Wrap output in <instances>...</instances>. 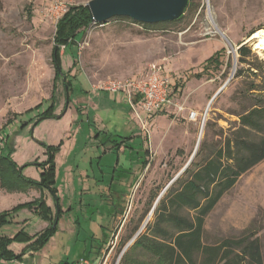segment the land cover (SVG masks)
Instances as JSON below:
<instances>
[{"label": "rangeland", "instance_id": "rangeland-1", "mask_svg": "<svg viewBox=\"0 0 264 264\" xmlns=\"http://www.w3.org/2000/svg\"><path fill=\"white\" fill-rule=\"evenodd\" d=\"M88 1L0 0V155L18 166L43 162L49 151L52 155L60 211L56 230L37 252L38 258L45 257L46 264H72L85 255L84 242L92 241L100 246L92 249L89 259L99 261L104 254L105 264H121L127 252L124 264H137L149 259L143 249L132 246L150 232L156 199L165 198L171 180L190 159L197 162L220 148L239 126L237 113L248 105L241 92L256 83L257 76L246 70L235 77L237 48L251 33L264 29V0H193L179 21L152 28L127 17L89 25L67 40L73 44L59 47L63 77L57 78L51 51L58 18L47 9L53 2L75 6ZM252 42L246 45L264 61ZM217 50L216 62L206 64ZM151 62L161 64L175 86L190 81L184 93L197 83L212 84L215 91L225 84L200 111L193 130L185 129L181 119L154 120L159 112L146 115L139 107L133 109L120 93L94 90L109 79L143 78ZM209 84L192 92L188 102L203 103ZM52 93L56 104L52 115L37 121L49 109ZM66 96V110L58 117ZM3 165L0 162V169ZM22 173L38 179L34 166ZM4 180L0 175V212L39 197L36 186L17 191ZM221 196L205 219L204 241L214 243L252 231L264 264V159ZM48 224L23 208L11 213L0 236L19 230L37 235ZM19 248L13 245L16 252Z\"/></svg>", "mask_w": 264, "mask_h": 264}, {"label": "trees", "instance_id": "trees-1", "mask_svg": "<svg viewBox=\"0 0 264 264\" xmlns=\"http://www.w3.org/2000/svg\"><path fill=\"white\" fill-rule=\"evenodd\" d=\"M192 3L193 0H188L183 14ZM183 14L178 19L165 23H175ZM89 17L86 5H75L68 6L67 11L57 20L56 43L51 51L57 78L63 77L57 70L59 47L73 44L67 40H73L78 33L92 25ZM163 23L144 24L152 28ZM219 51L205 63L216 62ZM237 53L239 68L235 77L242 76L246 70L257 76V82H252L248 89L241 92L242 98L248 100V105L237 113L239 126L234 131L233 138H226L220 148L203 156L201 160H192L184 172L170 183L165 198H160L154 208V220L148 228L150 232L140 235L132 246H139L149 256L148 260L137 264H263L259 239L252 231L238 238H223L214 243L204 241L205 219L221 195L229 190L242 174L264 159V61H258L251 48L243 43L237 48ZM248 57L253 58V61L249 62ZM244 65L249 66L244 68ZM62 83L67 94L68 83L64 78ZM53 96L52 93L48 103L49 109L41 113L40 117L52 115L51 108L56 106ZM39 120L40 118L37 121ZM198 154L199 152L194 154L195 157ZM51 159L49 151L47 160L43 162L35 161L18 166L9 156L0 155V162L4 164L0 175L5 176V186L11 187L12 190L24 191L25 185H33L39 191L38 198L17 203L11 211L0 212V227L10 224L11 213L23 208L49 223L37 235L19 230L11 236H0L2 260H17L21 257L22 252L15 253L10 249L12 243H25L28 247L41 248L56 230V207L58 211L60 208L55 187V166ZM29 166L38 169V179L23 175L22 171ZM45 195L50 201L48 198V202L46 201ZM183 210L192 211L193 214L184 215ZM99 246L100 244H97L96 248ZM127 255L125 252L121 264L128 262Z\"/></svg>", "mask_w": 264, "mask_h": 264}, {"label": "built area", "instance_id": "built-area-1", "mask_svg": "<svg viewBox=\"0 0 264 264\" xmlns=\"http://www.w3.org/2000/svg\"><path fill=\"white\" fill-rule=\"evenodd\" d=\"M67 8L68 6L63 3L53 2L47 10L49 13L55 14L59 19L67 11ZM147 69V74L143 78L109 79L94 90L101 93L107 91L120 93L133 107L135 106L134 100L137 99L140 109L149 115L155 111H160L166 106L175 108V113L178 115L184 110V101H175L173 99L170 91V78L163 73V66L151 62L148 64ZM197 117L196 111L191 110L188 113V118L192 121H195ZM205 117L206 112L201 115V123L204 122ZM107 257L103 254L100 256L99 261L82 257L73 264H105Z\"/></svg>", "mask_w": 264, "mask_h": 264}, {"label": "water", "instance_id": "water-1", "mask_svg": "<svg viewBox=\"0 0 264 264\" xmlns=\"http://www.w3.org/2000/svg\"><path fill=\"white\" fill-rule=\"evenodd\" d=\"M188 0H89L86 7L89 11V18L92 24L102 25L106 21L114 17H127L134 21L141 23H158V22H171L178 19L184 12ZM252 34V33H251ZM250 34V35H251ZM249 35V36H250ZM251 40L246 41V44ZM253 45V42H252ZM58 72L61 70L58 67ZM225 86L222 85L212 96L209 103ZM68 97L66 96L65 108L58 117L64 114L67 107ZM41 117L40 119H42ZM191 159L185 167L171 180L172 183L179 175L187 168ZM160 196L156 199L150 212H152L159 200ZM58 208L56 207V219L54 226L57 223ZM148 219V218H147ZM147 219L143 223L144 226ZM141 228L136 232L133 239L139 234ZM126 246L122 252H125Z\"/></svg>", "mask_w": 264, "mask_h": 264}, {"label": "crops", "instance_id": "crops-1", "mask_svg": "<svg viewBox=\"0 0 264 264\" xmlns=\"http://www.w3.org/2000/svg\"><path fill=\"white\" fill-rule=\"evenodd\" d=\"M163 73L170 78V83H171L170 91H171V95H172L173 99L175 101H184V110L181 111L178 115H176L175 108H173L171 106H166V107L162 108L160 111H157L159 113L155 116L154 120H156V118H159L161 116V117H167L169 119V122L171 121L172 123H177V119H181L182 120V124L185 125L184 126L185 129H187L188 131L193 130L194 125H195L194 122L196 120L195 121L190 120L188 118V113L191 110H193V111H196L197 114L199 115L200 111L202 109H204V106L206 105V103H208L210 101V99L212 98V96L215 94L216 91L214 89H212V84L205 83V84H209L210 88L203 95V97L205 98L203 103L198 104V103H196V101H195V103H189L188 100L191 98V93L196 91L197 88H199L200 86L205 85V84L201 85V84L197 83V85L194 86L189 92L184 93L185 90L188 88V85H189L190 81H185V82H183V84H176L177 86H175L174 85L175 83L173 82L171 77L165 72L164 68H163ZM196 77L200 78V74H196ZM205 96H207V97H205ZM120 97L123 98L122 94H121ZM134 101H135V106L133 107L130 104L131 107L133 109H136L137 107L140 108V106L138 104V100L136 99ZM134 111L136 112V110H134ZM157 112L155 111L153 114H155ZM145 114L147 115V113H145ZM136 115L139 116L140 114L137 112ZM170 116H171L172 119L169 118ZM117 148H118V150H121V149H123V145L121 143H119ZM0 208H1V205H0ZM76 239L78 240V237H76ZM84 244H85L84 245L85 246L84 247L85 248V253H84L85 255H83V257L89 258V257H87L88 254H90L92 252V249L94 247H96L98 243H96V242L94 243L92 241L91 242L89 241L87 243L84 242ZM13 245H15L18 248L20 247L19 250H20V252H22L21 257L19 259H17V260H13V261L19 262L20 264H46L47 263V262H45L43 260V259H46L45 257H43L41 259V258H38L39 256H36L37 252H39L45 246V244H43V246L41 248L28 247L27 244L25 245L24 243H12V245L9 246L10 249H12L15 253H20L19 251L16 252L13 249ZM21 245H24V246H22L24 248L21 249ZM22 250H24V251H22ZM79 258H82V256L79 257ZM0 260H2V259H0ZM5 261H12V260H5ZM60 264H69V263L64 261V262H62Z\"/></svg>", "mask_w": 264, "mask_h": 264}, {"label": "bare ground", "instance_id": "bare-ground-1", "mask_svg": "<svg viewBox=\"0 0 264 264\" xmlns=\"http://www.w3.org/2000/svg\"><path fill=\"white\" fill-rule=\"evenodd\" d=\"M248 40H253V48L254 50H258L262 52V56L264 58V29H258L254 31L247 39Z\"/></svg>", "mask_w": 264, "mask_h": 264}]
</instances>
